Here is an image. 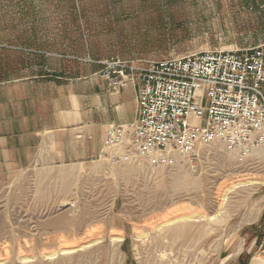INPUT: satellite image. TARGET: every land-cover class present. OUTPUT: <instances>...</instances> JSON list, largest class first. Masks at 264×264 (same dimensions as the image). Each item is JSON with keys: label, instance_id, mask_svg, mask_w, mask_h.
Here are the masks:
<instances>
[{"label": "rangeland", "instance_id": "1", "mask_svg": "<svg viewBox=\"0 0 264 264\" xmlns=\"http://www.w3.org/2000/svg\"><path fill=\"white\" fill-rule=\"evenodd\" d=\"M0 44L19 45L31 63L62 56L86 72L113 57L149 63L264 50V0H0ZM26 59L6 57L5 71ZM104 152L0 176V264H250L264 257V185L246 184L264 181L258 149L214 142L182 161L130 151L127 164ZM61 169L76 172L73 182L61 181ZM165 222L172 223L157 228ZM50 252L54 259L44 257Z\"/></svg>", "mask_w": 264, "mask_h": 264}, {"label": "built area", "instance_id": "2", "mask_svg": "<svg viewBox=\"0 0 264 264\" xmlns=\"http://www.w3.org/2000/svg\"><path fill=\"white\" fill-rule=\"evenodd\" d=\"M100 64L99 75L113 94L127 85L136 89V118L107 128L104 156L116 161L130 151L189 156L199 145L219 142L243 153L259 148L264 162L261 47L149 63L113 57ZM259 247L264 250V234Z\"/></svg>", "mask_w": 264, "mask_h": 264}, {"label": "crops", "instance_id": "3", "mask_svg": "<svg viewBox=\"0 0 264 264\" xmlns=\"http://www.w3.org/2000/svg\"><path fill=\"white\" fill-rule=\"evenodd\" d=\"M6 57L28 65L6 72ZM23 57L19 45L0 44V176L96 159L107 128L135 120V87L111 94L101 66L86 72L67 57L39 65Z\"/></svg>", "mask_w": 264, "mask_h": 264}, {"label": "bare ground", "instance_id": "4", "mask_svg": "<svg viewBox=\"0 0 264 264\" xmlns=\"http://www.w3.org/2000/svg\"><path fill=\"white\" fill-rule=\"evenodd\" d=\"M167 152V151H166ZM258 152H260L261 153V151H260V149L258 148ZM141 153H144V155H150V156H152L150 153H152V152H141ZM153 153H156V154H158L157 152H153ZM169 153V152H168ZM172 154V156L176 159V160H178V161H182V158L183 157H185L186 156V154H182V153H178V152H172L171 153ZM146 158V157H145ZM154 159H155V157H153ZM128 159H130V158H128ZM127 162H129V161H127L126 160V158H125V160H124V163L125 164H127ZM130 163V162H129ZM101 167V164L98 162L97 164H95L94 165V169H97V168H100ZM69 172V170H59L57 173H56V175H62V178H61V181H64L65 182V184L66 183H71V182H73V178L72 177H69L70 175H73V176H76V172L75 173H68ZM246 184H248L247 186H249V187H254V186H258V185H264V181H261V182H250V184L249 183H246ZM239 184L237 183V184H234V185H232L231 187H228V189L225 191V194L227 193V192H229V191H231L232 189H234L236 186H238ZM246 186V187H247ZM223 195V197L225 198V196L226 195ZM223 203V202H222ZM221 206V205H220ZM222 209L220 208L219 209V212L221 211ZM253 211V210H252ZM255 211V210H254ZM250 217V216H249ZM192 217H183V218H180L179 220H187V219H191ZM253 219V218H252ZM175 220H177V219H175ZM170 223H172V222H165L164 224H161V225H159L157 228H161V227H164V226H166V225H169ZM156 228V229H157ZM144 237H146V236H143V235H139V236H137V238H141V239H143ZM114 240H115V242H117V243H121L122 242V237H118V236H116V237H114ZM62 254H70V253H72L73 252V249H62L61 251H60ZM56 252H50V253H46V254H44V257H46V258H48V259H54L55 258V256H56ZM164 256V255H163ZM22 260H27L28 258H21ZM250 264H264V257H260L259 255H255V256H253L252 257V259H251V262H250Z\"/></svg>", "mask_w": 264, "mask_h": 264}]
</instances>
